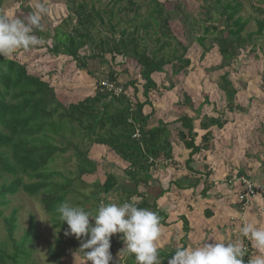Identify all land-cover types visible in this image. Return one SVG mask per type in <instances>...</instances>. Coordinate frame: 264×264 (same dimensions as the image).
Returning <instances> with one entry per match:
<instances>
[{
    "label": "trees",
    "instance_id": "1",
    "mask_svg": "<svg viewBox=\"0 0 264 264\" xmlns=\"http://www.w3.org/2000/svg\"><path fill=\"white\" fill-rule=\"evenodd\" d=\"M67 4L71 10L68 19L74 16L75 24L71 29H56L48 51L67 56L70 62L83 68L90 60H100L105 65L107 55L112 60L120 57L135 66L139 79L136 76L120 84L118 73L112 70L107 79L122 89L119 96L101 92L98 84L92 96L65 103L50 83L36 73L30 74L28 64L18 58L20 51L7 58L0 57V220L4 222L5 231L4 239L0 240V264H31L37 239L34 217H30L29 229L18 237L19 209H12L9 216H4V211L20 193L38 200L55 228L67 227L56 213L58 205L65 201L95 214L99 205L110 203V198L121 193L119 196L125 198L118 204L131 202L138 208L155 210L156 200L151 203L150 197L139 188L151 189L149 183L154 172L166 167L165 163L178 165L173 160L176 139L190 150L186 162L189 167L196 155L210 148L212 129H223L229 122L223 113L216 118H202L198 130L205 134L199 143L200 133L195 122L203 103L194 104L187 97L185 105L193 115L184 113L171 123L159 119L153 110L155 100L152 96L160 99L169 92L156 83L155 76L164 74L166 66L176 69L177 75H184L190 66V61L184 57L186 47L173 35L171 17L165 12L163 3L158 0H109L104 6L102 0H68ZM263 5L259 2L253 9L264 14ZM213 7L206 10L204 19H194L186 25L193 28L205 24L201 25L204 34L196 38L204 54L213 48V45L206 46L207 36L217 35L213 43L219 47L223 59L219 68H225L239 56V48L255 33L245 39L242 37L250 17L241 16L244 4L240 0H215ZM214 13L220 16L217 22ZM185 18L186 23L190 17ZM255 20L256 34L263 36L264 20ZM66 24L68 22L64 26ZM39 35L44 37V32ZM148 41L154 43L149 51ZM38 47L35 46L37 50ZM85 48H91L93 54L83 56L81 50ZM124 72L128 74L129 70L124 68ZM228 77V74L222 76L223 83L219 87L227 102L226 115L237 111L245 114L236 104L238 92ZM148 107L151 112L146 113ZM175 125L179 126L170 129ZM136 131L140 133L138 139L133 138ZM94 146L105 147L114 159L124 164L120 174L129 178L132 188L120 186L117 174L110 172L103 183L95 184L88 195L83 194L82 190L88 186L84 177L92 178L99 170L100 163L90 156ZM69 152L65 161L75 162V172L56 165V161ZM133 197H137V203ZM182 220L187 230L188 223L184 217ZM65 252V248L58 247L51 251V256L59 261L65 257ZM162 255L158 252V258Z\"/></svg>",
    "mask_w": 264,
    "mask_h": 264
},
{
    "label": "rangeland",
    "instance_id": "2",
    "mask_svg": "<svg viewBox=\"0 0 264 264\" xmlns=\"http://www.w3.org/2000/svg\"><path fill=\"white\" fill-rule=\"evenodd\" d=\"M158 1L163 3L165 12L171 17L170 25L173 35L186 47L184 57L190 61V66L186 69V74L184 75H177L176 69L166 66L164 74L155 76L156 83L160 87L169 89V92L160 99L152 96V100H155L153 110L156 115L160 114L161 119L169 121L168 123L176 121L187 112L188 115L192 116L193 114L187 110L188 107L185 105L186 98L189 97L194 104H204L199 117L196 118L197 127H200L202 118H216L218 114L223 113L226 118H229V122L223 129L215 131V138H212L214 146L210 150L211 152L207 154L205 153L207 150H205L194 159L197 162L202 161V163L214 161L219 164L218 161H221L220 164L223 163L227 167L228 160L223 158L222 154L224 155V149L228 148L234 151L233 162L237 164L241 156L244 155V151L248 148L249 141L247 138L250 136L249 133L252 132L256 135L260 133L259 131L264 132V34L260 37L257 36L258 26L255 20H264V14L257 13L253 9L255 4L264 3V0H240L244 4L241 16L245 19L250 17L249 25L242 33V37L245 39L250 33H255V35L247 41L244 47L239 48V56H236L235 59L233 58L225 68H219L223 59L220 55L219 47L213 43L217 35L210 33L207 36L205 44L207 47L213 45V48L210 52L204 54V50L199 46L196 38H200L204 34L201 25L205 24L201 23V25H195L193 28H189L186 25L193 22L194 19H204L206 10L214 8L215 0ZM67 2L68 0H0V15L7 16L9 19H26L30 13L35 11L38 3H43L49 10L41 18V28L35 32L38 37H40L39 33L41 31L44 32V37L41 38L42 43L38 45V50L33 47L28 54L26 51L18 50L21 53L18 58L23 63L28 64L30 74L36 73L47 83H50L56 90L57 95H60L61 100L65 103L80 101L85 97L92 96L97 89V85L107 78L109 71L113 70V72L118 73L120 84H125L136 76L138 78L135 66L120 57L112 60L111 56L107 55V63L105 65L100 60H90L86 63V67L83 68L79 67L76 62H70V58L67 56L56 55L48 51L52 46V38L56 29H71L75 24L76 18L74 16L71 20L68 19L71 10ZM108 3L109 0H102L104 6ZM262 7L264 8V5ZM185 17H190L186 23ZM213 18L217 22L220 16L214 13ZM67 22L68 24L65 27L64 24ZM218 26L221 27V24H218ZM153 47L154 43L148 41V51ZM93 52L91 48L81 50L85 57L93 54ZM174 65H177V63H174ZM124 68L129 70L128 74L124 72ZM224 74L229 75L228 80L231 81L233 87L237 90L236 104L244 109L245 114L237 111L230 116L226 115L227 102L219 89L223 83L222 76ZM138 89L140 90L139 87ZM138 95L141 97L140 94ZM145 112L149 113L151 109L148 107ZM156 115L154 116L155 119ZM176 128L177 125L170 127L173 130ZM173 134V138L176 139V133L173 132ZM176 144L181 146V140L177 138ZM101 148L91 149V152L94 153H90V156L94 157V160L98 161L100 165L98 173L92 178L84 177V181L88 185L86 189L82 190L85 195H88L93 190L95 184L103 183L106 175L110 172L117 174L120 186L127 187L130 185L127 183L129 178L120 174L121 169L125 168L124 164L114 159L115 156H113L112 152L108 151L105 153ZM70 154L71 152L59 158L56 161V165L61 166L60 169H70L75 172V162L66 163L65 161ZM218 164L216 170L219 168ZM111 165L114 167H111ZM118 194L120 195L121 193ZM119 195L110 198V203L118 204L120 200L125 198L124 195ZM137 202L138 200H135V203ZM15 208L19 209L18 237L25 234L29 229L30 217H34L37 239L32 251L31 264L32 262L33 264H88L83 251L79 250L80 241L74 236L66 237L64 235L68 226L63 227L64 229L55 228L50 216L45 212L38 200L20 193L4 211V216H9L12 209ZM241 208L242 206H240ZM92 221L90 220V222ZM121 236L122 234H115L110 241V252L113 256L114 264H136L133 255L122 251L125 245L123 241L120 242L121 238L119 237ZM4 237V222L0 220V240H3ZM58 247L65 248L66 252L63 259L56 261L52 258L51 251L57 250ZM121 256L122 258H120ZM123 259L126 260L123 261Z\"/></svg>",
    "mask_w": 264,
    "mask_h": 264
},
{
    "label": "crops",
    "instance_id": "3",
    "mask_svg": "<svg viewBox=\"0 0 264 264\" xmlns=\"http://www.w3.org/2000/svg\"><path fill=\"white\" fill-rule=\"evenodd\" d=\"M157 117L161 118L159 113ZM199 128L196 126V130L200 133L197 141L200 143L205 133L198 130ZM212 130L215 138V131L218 129L213 128ZM259 132L256 135L249 133L248 148L237 164L233 162L234 151L224 149L225 154L222 156L228 160H226L227 167L223 163L220 164L221 161H218V164L214 161L202 163L197 160L188 167L186 162L190 150H186L183 145L175 144L173 160L178 165L168 166V163H165L166 167L154 172V177L149 183L151 189L139 188L150 197L151 203L156 200V209L152 211L157 212L161 218L162 234L157 245L158 252L163 254L161 258H158L160 264H167L178 247H196L205 242L214 243L215 241L243 242L240 234L242 216L245 220L264 227V205L260 201H253L251 205L244 207L237 199L238 190L242 188L240 183L234 182L229 185L227 182L234 176L240 175L247 177L264 192V132ZM212 142L211 139L210 148L205 153L211 152L214 146ZM93 148L101 147L94 146ZM101 149L107 153L108 149L105 147ZM217 164L219 168L216 170ZM129 186L132 188V185ZM240 206H242L241 209ZM183 217L188 223L187 230L184 228ZM252 250L254 256L260 254L254 247Z\"/></svg>",
    "mask_w": 264,
    "mask_h": 264
},
{
    "label": "clouds",
    "instance_id": "4",
    "mask_svg": "<svg viewBox=\"0 0 264 264\" xmlns=\"http://www.w3.org/2000/svg\"><path fill=\"white\" fill-rule=\"evenodd\" d=\"M38 3L26 19L0 15V57L7 58L18 50L29 51L42 43L35 32L41 28V18L48 13ZM136 200L137 197H133ZM59 220L68 228L64 235L80 241V249L88 264H114L110 252L111 238L122 234V251L135 257L136 264H160L158 241L161 218L155 211L138 208L131 202L102 204L95 214L65 201L56 208ZM90 220L94 221L90 223ZM240 234L259 255H248L242 241L203 243L200 246L178 247L167 264H264V227L243 218Z\"/></svg>",
    "mask_w": 264,
    "mask_h": 264
},
{
    "label": "built area",
    "instance_id": "5",
    "mask_svg": "<svg viewBox=\"0 0 264 264\" xmlns=\"http://www.w3.org/2000/svg\"><path fill=\"white\" fill-rule=\"evenodd\" d=\"M101 92L113 93L115 96H119L122 93V89L116 87L114 83H111L106 78L100 83ZM140 133L138 131L133 135L134 139H138ZM213 182V180H211ZM227 180H225L226 182ZM215 182V181H214ZM213 182V183H214ZM229 185H232L234 182L240 183L242 188L238 190L237 199L244 206L247 207L253 203V201H260L264 205V192L262 188L257 187L251 180L243 176H234L232 180L227 181ZM243 246L248 249V255L244 257L245 262H247L250 256H254L251 243L243 238Z\"/></svg>",
    "mask_w": 264,
    "mask_h": 264
}]
</instances>
